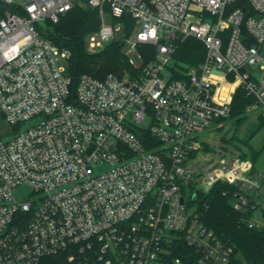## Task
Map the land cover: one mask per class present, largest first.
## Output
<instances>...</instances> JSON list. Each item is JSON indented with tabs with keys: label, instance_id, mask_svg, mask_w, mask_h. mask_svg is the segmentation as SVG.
Here are the masks:
<instances>
[{
	"label": "built area",
	"instance_id": "built-area-1",
	"mask_svg": "<svg viewBox=\"0 0 264 264\" xmlns=\"http://www.w3.org/2000/svg\"><path fill=\"white\" fill-rule=\"evenodd\" d=\"M76 6L99 11L92 53L116 40L106 15L140 26L124 38L137 74L75 81L59 64L71 52L37 25ZM188 39L204 60L174 68ZM240 87L264 117V0H0V118L13 127L0 137V264H167L181 242L194 252L174 264H234L193 202L229 185L241 221L264 228V174L251 159L208 157L199 137L230 117ZM19 186L33 189L28 202Z\"/></svg>",
	"mask_w": 264,
	"mask_h": 264
},
{
	"label": "trees",
	"instance_id": "trees-1",
	"mask_svg": "<svg viewBox=\"0 0 264 264\" xmlns=\"http://www.w3.org/2000/svg\"><path fill=\"white\" fill-rule=\"evenodd\" d=\"M124 19L126 34H130L135 23L131 18ZM118 20L123 21V18ZM100 27L99 11L82 6H76L62 15L57 23L46 20L37 25L41 36L59 48L71 52L67 71L75 81H78L84 74L96 78H104L110 73L137 74V71L128 63L124 50L125 44L122 41L114 40L97 53L88 50L89 35L98 31ZM141 49L146 51L149 48L142 47ZM205 54L206 49L200 41L188 39L179 44L174 56V68H184L183 65L190 68L197 67L204 60ZM253 102L254 98L248 95L243 87L238 88L232 100L230 117L227 120H218L217 123L221 124L218 126L219 131L224 130L225 125L229 124L232 132L230 137L226 134L219 137L222 145L220 154L251 159L256 168L260 152L252 146L251 141L264 129V117L258 114L256 125L247 126L245 131L242 130L249 119L247 107ZM226 146L234 147V152L226 151ZM213 150L209 143L203 142L204 152ZM227 190H230L229 185L223 183L216 184L207 192L201 190L193 202L195 214L204 226L234 248V264H264V228L249 229L241 221L242 214L234 210L230 196L224 195ZM193 252L184 242H181L179 248L168 257L167 264H174V259L179 257L186 261L187 255ZM61 263L60 257H48L40 264Z\"/></svg>",
	"mask_w": 264,
	"mask_h": 264
},
{
	"label": "rangeland",
	"instance_id": "rangeland-1",
	"mask_svg": "<svg viewBox=\"0 0 264 264\" xmlns=\"http://www.w3.org/2000/svg\"><path fill=\"white\" fill-rule=\"evenodd\" d=\"M105 24L115 26L117 30L116 32V41H122L124 42L125 34H126V24L124 22H121L118 19H113L110 15H106ZM140 30V26L137 25L132 32L130 33V38L133 39L137 35L138 31ZM131 49V45L129 43H125L124 50L128 52ZM134 58H136V54H132ZM61 66H64L67 68L68 66V60H62L59 62ZM184 68L189 69L190 67L187 65H183ZM247 69L252 74L257 73V68L247 66ZM258 110H254L250 113H248V120L246 121L245 125L243 126L242 130L245 131L247 126L252 127L255 126L257 123V117H258ZM38 121V120H37ZM35 121H31L26 123L23 126V129H28L31 127ZM228 123V121H227ZM225 123V124H227ZM221 126V124H219ZM218 123H213L211 126L205 130V132L201 133L199 137L202 141L209 143V145L214 149L213 151L205 152V154L208 157H211L212 159H215L217 155L220 154L222 151V145L219 141V137L223 134H226L228 137L232 135V132L230 130L229 124L225 125V129L222 131L218 130ZM223 125V123H222ZM242 133V132H241ZM13 134V127L12 125L4 118H0V137L6 139L7 137L12 136ZM252 146L260 152V157L256 164V169L258 172L264 174V129L261 130L251 141ZM226 151L228 152H234L235 148L232 146H226ZM33 193V189L28 186H19L14 190V196L19 202H28L31 198V195ZM189 195V193H188ZM189 204V201L187 199V205Z\"/></svg>",
	"mask_w": 264,
	"mask_h": 264
},
{
	"label": "bare ground",
	"instance_id": "bare-ground-1",
	"mask_svg": "<svg viewBox=\"0 0 264 264\" xmlns=\"http://www.w3.org/2000/svg\"><path fill=\"white\" fill-rule=\"evenodd\" d=\"M234 87H235V85H230V86H226V87L223 86L222 89H226L227 92L229 93L231 90L234 89Z\"/></svg>",
	"mask_w": 264,
	"mask_h": 264
},
{
	"label": "water",
	"instance_id": "water-1",
	"mask_svg": "<svg viewBox=\"0 0 264 264\" xmlns=\"http://www.w3.org/2000/svg\"><path fill=\"white\" fill-rule=\"evenodd\" d=\"M189 188L192 189L191 184H189ZM203 189H204L205 191H208V190H209V187H208V186H204Z\"/></svg>",
	"mask_w": 264,
	"mask_h": 264
}]
</instances>
